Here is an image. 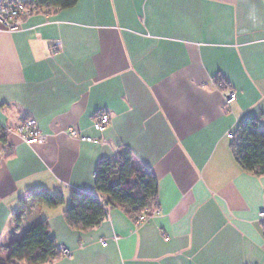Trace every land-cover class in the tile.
Returning <instances> with one entry per match:
<instances>
[{
    "label": "crops",
    "instance_id": "1",
    "mask_svg": "<svg viewBox=\"0 0 264 264\" xmlns=\"http://www.w3.org/2000/svg\"><path fill=\"white\" fill-rule=\"evenodd\" d=\"M218 80L236 92L228 107ZM27 117L43 145L13 130ZM246 118L264 129V0H77L14 31L0 24V257L46 219L70 251L46 264H264V175L240 167L228 137ZM120 149L156 177L155 213L137 225L109 208L89 230L71 228V192L95 193L98 162ZM36 190L64 204H29L16 222Z\"/></svg>",
    "mask_w": 264,
    "mask_h": 264
},
{
    "label": "trees",
    "instance_id": "2",
    "mask_svg": "<svg viewBox=\"0 0 264 264\" xmlns=\"http://www.w3.org/2000/svg\"><path fill=\"white\" fill-rule=\"evenodd\" d=\"M77 0H25L36 11L42 7L65 9ZM7 129L0 127V141L5 142ZM231 152L246 171L264 175V129L256 118L243 119L231 136ZM95 193L72 191L70 202L63 211L68 226L78 231H87L98 225L109 208H122L134 220L145 208L152 215L158 192L154 174L144 167H137L129 150L120 149L113 158L100 160L94 179ZM29 204L57 208L64 204V196L44 190L28 192L19 202L14 219L19 222ZM61 256L57 241L51 236L46 219H39L29 226L23 236L9 244V253L0 257V264H46Z\"/></svg>",
    "mask_w": 264,
    "mask_h": 264
},
{
    "label": "built area",
    "instance_id": "3",
    "mask_svg": "<svg viewBox=\"0 0 264 264\" xmlns=\"http://www.w3.org/2000/svg\"><path fill=\"white\" fill-rule=\"evenodd\" d=\"M35 12L36 8L27 5L25 0H0V24L8 31L17 30L23 18L30 17ZM217 85L223 93V105L228 107L236 99V92L222 80H218ZM110 120L106 112H98L94 117L92 127L94 130L101 132L107 128L110 124ZM13 130L18 134L19 138L28 145H43L47 140L46 136L40 132L37 121L33 117L23 119ZM69 135L78 137L83 141L97 142V140L92 137L80 136L74 129L69 130ZM228 137H231V134H229ZM8 154H10V150L6 147V155ZM148 212L146 208L142 210L135 218V223L139 225L145 222L151 216ZM153 213H155V210ZM258 219L264 227V208L258 212ZM59 249L61 255H70V251L64 246H59Z\"/></svg>",
    "mask_w": 264,
    "mask_h": 264
},
{
    "label": "rangeland",
    "instance_id": "4",
    "mask_svg": "<svg viewBox=\"0 0 264 264\" xmlns=\"http://www.w3.org/2000/svg\"><path fill=\"white\" fill-rule=\"evenodd\" d=\"M7 130H9V129H7ZM231 136H232V134H231ZM9 149V148H8ZM4 155H6V148H5V150H4ZM9 155V154H8Z\"/></svg>",
    "mask_w": 264,
    "mask_h": 264
}]
</instances>
